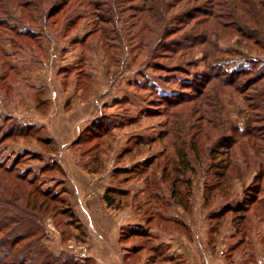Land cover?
<instances>
[{
  "label": "trees",
  "instance_id": "obj_1",
  "mask_svg": "<svg viewBox=\"0 0 264 264\" xmlns=\"http://www.w3.org/2000/svg\"><path fill=\"white\" fill-rule=\"evenodd\" d=\"M88 17L94 29L74 39L72 44L84 45L89 38L96 37L116 59L121 50L130 47L131 52L138 53L134 60L147 59L145 65L153 71L168 73L161 77L164 84L179 80V90L165 94H160L155 84L144 85L143 89L150 90L154 97L143 114L165 121L157 136H138L133 143L131 141L121 158L137 160L157 144L162 149L132 168L119 166L114 170L113 183L104 194L107 205L116 209L124 207L122 199L131 193L120 185L137 174L146 184L139 193H147L152 200L150 203L160 200L157 186L166 184L168 200L189 211L193 181L198 176L196 164L203 166L206 161L210 162L209 173L214 182L205 184V202L219 192L230 195L235 182L250 172L247 149L260 161L264 155V59L254 58L244 51L254 48L264 53V0H0V40L7 41L3 38L7 31L12 47L33 50L35 45L40 48L41 32L30 29L27 23L50 29L62 24L60 32L69 34ZM234 33L241 50L222 48L220 38ZM0 49L3 50L1 45ZM234 55H239L244 63L231 61ZM165 59L170 61L171 67L159 64L158 60ZM200 64L204 65L203 70ZM231 94L241 98L246 106L244 127L228 117L225 99ZM116 102L121 104L128 100ZM138 119L130 118L128 123ZM9 127L7 131L0 127L1 146L9 140L34 138L49 153L56 152V141L44 133L43 125H23L16 121ZM114 127L115 123L103 116L74 141L80 147L88 146L81 154L83 158L89 157L81 163L84 169L91 173L103 171L106 139L113 135ZM239 150L247 163L245 169ZM42 155L26 152L12 164H9L10 158H0V264H92L90 256L80 261L71 252L64 249L55 252L49 245L50 231L46 228L49 219L64 227L63 242L71 238L83 242L86 235L66 196L65 182H59L65 186L60 192L45 188L43 177L55 173L64 176L65 171L58 161L46 162ZM29 160L45 163L38 174L30 167L22 168ZM158 170L160 176L156 175ZM118 178L121 180L117 182ZM263 184L264 168H261L252 186L246 189L245 200L227 204L215 215L216 222L232 214V223L241 234L251 209L260 207L264 212ZM139 193L134 194V200ZM150 205L148 203V207ZM152 212L163 221L169 219L155 213L156 209ZM258 215L263 224L264 213ZM173 223L178 227L186 225L176 218ZM151 225L152 220L148 219V227L144 229L128 228L127 236L123 234L122 239L133 235L145 237L150 234ZM218 228L214 227V231ZM151 249L157 256L164 257L161 247Z\"/></svg>",
  "mask_w": 264,
  "mask_h": 264
},
{
  "label": "rangeland",
  "instance_id": "obj_2",
  "mask_svg": "<svg viewBox=\"0 0 264 264\" xmlns=\"http://www.w3.org/2000/svg\"><path fill=\"white\" fill-rule=\"evenodd\" d=\"M26 25L41 32L40 48L35 45L33 50L15 49L8 41L11 35L7 31L3 36L7 41L0 40L3 49H0V127L7 131L9 124L16 121L23 125H43L44 133L56 141V152L49 153L34 138L9 140L5 145H0V158H10L9 164H12L18 156L34 152L43 154L46 162L58 161L62 165L65 175L55 173L52 177H43L45 188L54 192L63 191L65 186L68 188L66 196L74 203L86 238L83 242L75 238L63 242L64 227L49 219L46 228L50 231V247L55 252L67 250L80 261L90 256L93 258L92 264H264V223L259 222L258 215L264 212L260 207L251 209V216L244 221L241 228L244 233L241 234L237 233L232 223V214H228L220 223L216 222L215 216L227 204H238L245 200L246 189L252 186L255 175L264 168V155L260 161L247 149L246 158L251 166L249 174L235 182L230 195L219 192L207 202L205 184L214 182L209 173L210 162L206 161L203 166L196 164L198 176L193 181L189 211L168 200L166 184L157 186L160 187V200L150 203L152 200H149L147 193H139L146 184L143 177L137 174L131 175L129 182L120 185L121 189L131 193L128 198L122 199L124 207H109L104 194L113 183L114 170L119 166L132 168L162 149L157 144L137 160L121 158L122 151L131 145V141L133 143L138 136H157L165 121L164 118H148L143 114L154 97L150 90L143 89L144 85L155 84L160 94H165L177 92L179 80L164 84L161 77L168 73L153 71L145 65L147 59L138 57L134 60L138 53L131 52L130 47L121 50L116 59L110 56L109 50L96 37L89 38L84 45L72 44L74 39L84 37L94 29L90 17L81 21L78 29L69 34L60 32L62 24L55 29L30 23ZM219 43L222 48L241 50L235 33L221 37ZM244 51L254 58L261 56L264 59V53L254 48ZM231 61L244 63L239 55H234ZM158 62L171 67L169 60ZM199 67L203 70L204 65L200 64ZM6 84H9L8 87ZM226 98L228 117L244 127L247 121L244 112L247 109L242 99L232 94ZM124 99L128 102H116ZM153 109L156 110V107ZM103 116L115 123V127L113 135L106 139L108 147L103 157V171L91 173L81 164L89 158H86L87 155L84 158L81 156L88 146L80 147L74 141ZM130 118L139 119L130 124ZM238 155L245 169L247 163L241 150ZM44 164L29 160L21 166L24 170L30 167L38 174ZM159 172H156L157 176H160ZM62 180L65 186L59 183ZM120 180L118 178L117 182ZM137 193L140 196L134 200L133 196ZM262 198L264 200V194ZM148 203L151 204L149 207ZM92 206L97 208L94 213L91 212ZM153 209H156L155 213L169 218L166 220L168 222L153 216L156 215ZM175 218L185 222V227L174 225ZM148 219L152 220L149 235L122 239L123 234L127 236L125 231L128 228L137 230L148 227ZM214 227H219L217 232ZM152 247H161L165 252L164 257L157 256Z\"/></svg>",
  "mask_w": 264,
  "mask_h": 264
},
{
  "label": "crops",
  "instance_id": "obj_3",
  "mask_svg": "<svg viewBox=\"0 0 264 264\" xmlns=\"http://www.w3.org/2000/svg\"><path fill=\"white\" fill-rule=\"evenodd\" d=\"M70 193H71V190H70ZM70 201H71V203H72V205H73V208H74V210H75V212H76V214L79 216V214L77 213V210H76V208L74 207V203L72 202V200L70 199ZM92 208V213H94V212H96L97 211V208L96 207H94V206H92L91 207ZM93 208H94V210H93ZM90 210V209H89ZM120 225H121V223L119 222V227H120Z\"/></svg>",
  "mask_w": 264,
  "mask_h": 264
}]
</instances>
